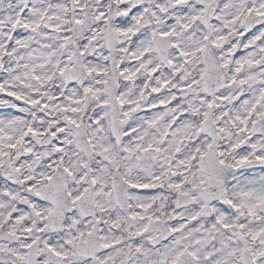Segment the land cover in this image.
<instances>
[{"label": "snow or ice", "instance_id": "1", "mask_svg": "<svg viewBox=\"0 0 264 264\" xmlns=\"http://www.w3.org/2000/svg\"><path fill=\"white\" fill-rule=\"evenodd\" d=\"M0 264H264V0H0Z\"/></svg>", "mask_w": 264, "mask_h": 264}]
</instances>
